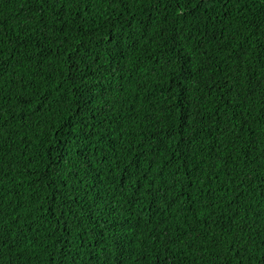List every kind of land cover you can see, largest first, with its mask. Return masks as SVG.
I'll return each mask as SVG.
<instances>
[{
	"label": "trees",
	"instance_id": "1",
	"mask_svg": "<svg viewBox=\"0 0 264 264\" xmlns=\"http://www.w3.org/2000/svg\"><path fill=\"white\" fill-rule=\"evenodd\" d=\"M0 264H264V0H0Z\"/></svg>",
	"mask_w": 264,
	"mask_h": 264
}]
</instances>
